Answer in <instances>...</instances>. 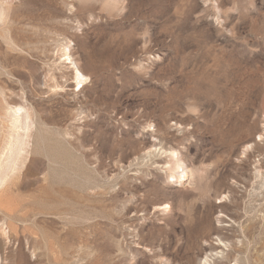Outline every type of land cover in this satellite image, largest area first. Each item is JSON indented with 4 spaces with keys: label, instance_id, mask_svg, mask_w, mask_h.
Wrapping results in <instances>:
<instances>
[{
    "label": "rangeland",
    "instance_id": "rangeland-1",
    "mask_svg": "<svg viewBox=\"0 0 264 264\" xmlns=\"http://www.w3.org/2000/svg\"><path fill=\"white\" fill-rule=\"evenodd\" d=\"M0 264H264V0H0Z\"/></svg>",
    "mask_w": 264,
    "mask_h": 264
},
{
    "label": "bare ground",
    "instance_id": "bare-ground-1",
    "mask_svg": "<svg viewBox=\"0 0 264 264\" xmlns=\"http://www.w3.org/2000/svg\"><path fill=\"white\" fill-rule=\"evenodd\" d=\"M77 67V66H76ZM75 78L77 79V83H80L81 84V87H83V85L85 84V82H86V80H87V76L84 74V73H82L79 69H76V71H75ZM19 110V109H18ZM30 126V125H29ZM29 128V127H28ZM22 147H24L23 145H22ZM27 147V146H26ZM26 149V148H25ZM22 150H24V149H22ZM179 167H182V165H181V163L179 164ZM179 169V168H178ZM182 172H183V174H187V170L183 167L182 168ZM2 182H3V180H2ZM165 208H171V205L167 202L166 204H165V206H164ZM164 208V209H165ZM185 232V231H184Z\"/></svg>",
    "mask_w": 264,
    "mask_h": 264
}]
</instances>
